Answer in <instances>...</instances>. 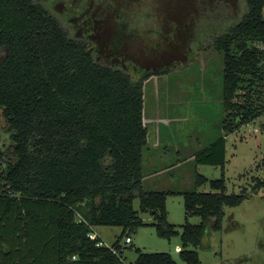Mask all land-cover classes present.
<instances>
[{
  "label": "trees",
  "instance_id": "obj_1",
  "mask_svg": "<svg viewBox=\"0 0 264 264\" xmlns=\"http://www.w3.org/2000/svg\"><path fill=\"white\" fill-rule=\"evenodd\" d=\"M106 9L75 36L37 0H0V106L14 155L8 159L0 149V264H178L169 251L140 247L134 261L123 258L122 238L140 226L153 225L162 237L179 231L168 219V191L143 186L144 81L160 70L136 75L99 60L103 45L124 44L117 35L124 9L109 37L95 36L93 23L101 25L113 11ZM209 42L223 55L229 133L264 113V0H246L241 18ZM195 160L224 166L226 137ZM207 180L198 173V184ZM210 182L211 191H171L184 195L187 216L201 217L183 224L180 255L187 264H202L196 247L207 229H220L225 207L248 195L228 191L224 175ZM136 197L153 221L134 207ZM94 225L123 231L106 244L90 236Z\"/></svg>",
  "mask_w": 264,
  "mask_h": 264
},
{
  "label": "rangeland",
  "instance_id": "obj_2",
  "mask_svg": "<svg viewBox=\"0 0 264 264\" xmlns=\"http://www.w3.org/2000/svg\"><path fill=\"white\" fill-rule=\"evenodd\" d=\"M37 1L75 36L86 34L87 21L102 19L108 14L106 8H111L109 20L93 23L95 36L109 37L116 30L113 18L124 9L126 22L117 28L124 44L103 45L99 60L117 63L136 75L139 69L140 73L160 70L144 81V120L149 132L143 150V186L168 191V219L179 233L162 237L155 226H140L130 233L133 242H125L126 235L122 238L124 260L134 261L140 247L169 251L178 264H187L176 247H183V224L198 223L201 217L187 216L184 195L171 191H211L210 180L224 175L228 191L248 195L240 204L225 207L220 229H207L202 244L196 247L202 264H264V113L226 132L223 55L209 42L213 33L241 18L246 0ZM11 133L0 106V149L8 159L14 156ZM222 136L226 137L224 166L195 160L197 152ZM198 173L208 180L198 184ZM134 207L145 221H153L150 211L140 210L139 197L134 199ZM98 230L104 242L112 244L123 227L101 225Z\"/></svg>",
  "mask_w": 264,
  "mask_h": 264
},
{
  "label": "built area",
  "instance_id": "obj_3",
  "mask_svg": "<svg viewBox=\"0 0 264 264\" xmlns=\"http://www.w3.org/2000/svg\"><path fill=\"white\" fill-rule=\"evenodd\" d=\"M90 236L91 237H95L96 236V233L94 231L90 232ZM125 242L129 243V242H132V236L128 235L125 237ZM98 244H102V242H98ZM178 250L181 249V246H177L176 247Z\"/></svg>",
  "mask_w": 264,
  "mask_h": 264
},
{
  "label": "crops",
  "instance_id": "obj_4",
  "mask_svg": "<svg viewBox=\"0 0 264 264\" xmlns=\"http://www.w3.org/2000/svg\"><path fill=\"white\" fill-rule=\"evenodd\" d=\"M144 178H146V177L144 176ZM99 226H101V225H94V232L96 233V235L100 236V237L103 239L102 235L100 234V232H99V230H98ZM103 242H104V239H103ZM132 242H133V239H132ZM129 243H130V242H129ZM178 246H180V245H178ZM176 249H177V248H176ZM177 250H178V249H177ZM178 251H180V250H178Z\"/></svg>",
  "mask_w": 264,
  "mask_h": 264
}]
</instances>
